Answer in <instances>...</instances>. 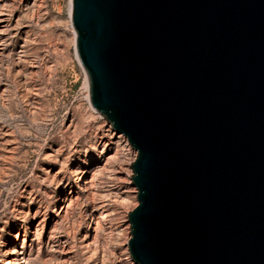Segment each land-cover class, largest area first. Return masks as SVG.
Returning <instances> with one entry per match:
<instances>
[{
    "label": "water",
    "instance_id": "1",
    "mask_svg": "<svg viewBox=\"0 0 264 264\" xmlns=\"http://www.w3.org/2000/svg\"><path fill=\"white\" fill-rule=\"evenodd\" d=\"M89 103L122 133L137 264H264V0H71Z\"/></svg>",
    "mask_w": 264,
    "mask_h": 264
},
{
    "label": "rangeland",
    "instance_id": "2",
    "mask_svg": "<svg viewBox=\"0 0 264 264\" xmlns=\"http://www.w3.org/2000/svg\"><path fill=\"white\" fill-rule=\"evenodd\" d=\"M69 5L0 0V264H137V152L89 103Z\"/></svg>",
    "mask_w": 264,
    "mask_h": 264
},
{
    "label": "bare ground",
    "instance_id": "3",
    "mask_svg": "<svg viewBox=\"0 0 264 264\" xmlns=\"http://www.w3.org/2000/svg\"><path fill=\"white\" fill-rule=\"evenodd\" d=\"M71 16V0H70V5H69V17ZM71 21V20H70ZM72 25V24H71ZM74 33V38H75V31L73 32ZM76 49V48H75ZM77 55V54H76ZM87 85H88V81H87V77H86V80H85V83H84V87H85V89H86V91H87ZM88 94V100H89V93H87ZM87 94H86V97H87ZM115 133H117V132H115ZM120 134H122V133H120ZM118 138H117V142H116V145L117 146H119V143H118V140H120L121 138H122V136L121 135H118L117 136ZM127 139V138H126ZM128 150V149H127ZM127 153L128 152H125V154L127 155ZM112 157H114V156H112ZM125 157V156H124ZM111 157H109V158H106L105 159V162H104V167H106V168H109L110 167V165H109V159H110ZM126 159H128V158H126ZM96 174H98L97 172H95L94 173V175L93 176H95ZM132 200H129V199H127L125 202L123 201L121 204L122 205H124V207L125 206H128L127 204H129L130 202H131ZM103 221H104V215L103 214H101V217L99 218V221H98V224L97 225H99L98 226V228H99V231L100 232H102L103 234H105V232H104V230H105V228L103 227ZM122 235L124 236V239L126 238V236H127V233L125 232V231H123L122 232ZM97 237H98V234H96V235H94V240H93V243H95V244H97V241H98V239H97Z\"/></svg>",
    "mask_w": 264,
    "mask_h": 264
}]
</instances>
